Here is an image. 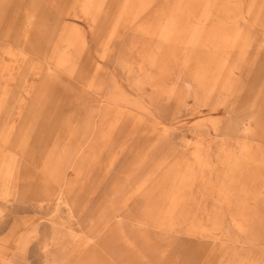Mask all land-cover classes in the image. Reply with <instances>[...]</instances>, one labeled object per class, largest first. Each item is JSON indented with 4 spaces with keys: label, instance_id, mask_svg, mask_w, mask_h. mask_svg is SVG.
Here are the masks:
<instances>
[{
    "label": "rangeland",
    "instance_id": "rangeland-1",
    "mask_svg": "<svg viewBox=\"0 0 264 264\" xmlns=\"http://www.w3.org/2000/svg\"><path fill=\"white\" fill-rule=\"evenodd\" d=\"M0 264H264V0H0Z\"/></svg>",
    "mask_w": 264,
    "mask_h": 264
}]
</instances>
